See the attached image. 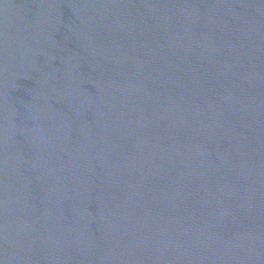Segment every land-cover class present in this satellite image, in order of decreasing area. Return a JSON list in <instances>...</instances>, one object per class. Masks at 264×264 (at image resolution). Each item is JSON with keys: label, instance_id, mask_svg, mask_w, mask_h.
Masks as SVG:
<instances>
[{"label": "water", "instance_id": "water-1", "mask_svg": "<svg viewBox=\"0 0 264 264\" xmlns=\"http://www.w3.org/2000/svg\"><path fill=\"white\" fill-rule=\"evenodd\" d=\"M0 264H264V0H0Z\"/></svg>", "mask_w": 264, "mask_h": 264}]
</instances>
